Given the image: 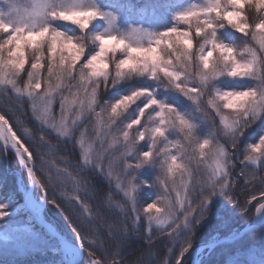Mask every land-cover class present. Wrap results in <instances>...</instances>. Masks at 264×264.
<instances>
[{
    "label": "snow or ice",
    "instance_id": "obj_1",
    "mask_svg": "<svg viewBox=\"0 0 264 264\" xmlns=\"http://www.w3.org/2000/svg\"><path fill=\"white\" fill-rule=\"evenodd\" d=\"M173 7L175 23L167 30L153 33L141 24L124 36L112 31L119 14L103 11L96 0H0V86L5 103L0 108V140L6 149H14L32 183L61 210L79 241L76 253L87 252V264H125L138 244L153 247L157 235L179 245L172 264H186L198 227L221 201L241 215L254 211L264 236V216L259 215L264 210V131L258 143L248 144L247 152L243 147L248 130L264 121V0H205L188 7L177 2L169 5ZM246 8L257 14L252 23ZM97 19L106 21V32L89 31ZM69 24L78 26L79 34L65 30ZM221 30L229 31L231 43L225 42ZM21 74L27 78L23 87L18 83ZM141 77L155 83L129 86L110 99L101 95L102 86L110 92L121 82ZM225 84L231 91L224 90ZM162 85L187 97L191 108L158 98ZM8 101H14L17 110L30 103L39 134L27 128L17 134L19 129L9 122ZM221 102L224 109H236L231 119L221 111ZM93 121L98 150L93 143L86 146ZM52 133L69 157L77 145L81 150L57 170V176L71 178L76 187L67 207L57 201V183L45 171L46 159L61 150L48 139ZM117 144L123 151L112 157L109 149ZM205 149L211 150L214 163L199 177L197 151L203 158ZM117 159L121 168L114 172ZM149 170L155 173L150 180L143 176ZM100 177L109 186L114 182L126 198V204L117 205L118 212L112 210L111 195L106 202L103 185L93 183ZM140 190L153 192L147 208L138 199ZM6 208L0 204V251L17 256L36 251L21 247L5 231ZM249 229L255 232L256 227L250 224ZM239 237V232L233 233V239ZM194 264L203 262L197 259ZM233 264H264V249Z\"/></svg>",
    "mask_w": 264,
    "mask_h": 264
},
{
    "label": "trees",
    "instance_id": "obj_2",
    "mask_svg": "<svg viewBox=\"0 0 264 264\" xmlns=\"http://www.w3.org/2000/svg\"><path fill=\"white\" fill-rule=\"evenodd\" d=\"M114 1L119 2L120 0H114ZM184 1L185 0H165L164 3L166 2L167 5H173L177 2L183 3ZM162 2L163 0L158 1L159 4H163ZM159 4L151 5V7L146 11V13L149 14L148 16H150L153 21L156 20L157 18L160 20H163V22L170 21L171 16L162 14L158 7ZM251 12L255 13V11L252 9L245 10L246 15H250ZM256 16L257 14L255 13V19H256ZM251 20H252V14H251V19H249L250 23L252 22ZM69 29H72L73 31L77 32V34H79L78 27L69 25L65 30H69ZM229 30L231 31V29ZM70 34H72V32H70ZM221 34L224 38H232L228 30H221ZM237 35H239V33H237ZM237 43L239 44L240 42L237 41ZM89 47H93V45L89 43ZM214 57H215V54H214ZM82 62L83 61H81V63ZM77 67H79V65ZM26 70H27V66H26ZM110 71H112V68ZM8 75L10 77L11 74L8 73ZM26 79L27 78L25 74H21V76L18 78V83L21 87H23L24 84L26 83ZM145 82H147L149 85L155 83L154 81H151L150 79L146 81L145 78H142V77L135 78L132 81L121 82L120 84L116 85L115 88L111 89L110 92L105 91L102 86L101 95L104 96L105 98L110 99L111 96L117 92H119L120 94H123L124 92H126L129 86H136L138 84H142ZM166 83L167 81L164 80L163 84H166ZM159 91L162 92V95L158 97L160 99L167 98L168 100L177 101L182 106H186L189 109L192 106V102L189 101L187 97H184L182 94L176 93L174 90L166 89L162 85ZM2 107H5V103H4L3 88L0 87V108ZM6 107L7 109H10L9 122L13 125L14 130L19 129V131L17 132L18 135H23V131L25 128H27L30 132H36L37 134H39L38 124L32 118L30 103L26 102L23 110H17L14 101H8ZM54 110L56 111V115H57L58 110H56L55 108ZM225 112H228V111H225ZM234 115L235 113L232 116ZM17 119H19L22 123L17 124ZM93 127H94V121L89 123L88 125L89 131L86 136V146L88 143H93L94 150H98L99 144L95 142V137L92 131ZM134 131L135 129H133V132ZM261 131H264L263 123L254 124L252 128L248 130V133H246V135H248L249 138L243 146L245 152L248 151L247 149L248 144H252L255 142L258 143V135L261 133ZM24 138L27 139V137H24ZM48 139L51 140L53 144H59V147L61 150L58 152H55L54 155L58 158H61L64 162L69 158H71L74 161L76 156L80 155L81 150L79 146L77 145L74 151V155L69 157V153L64 150V145L62 141L57 140L55 133L50 134ZM108 143H111L110 137L106 141L105 147H107ZM140 144L142 145L143 142H140ZM122 151H123L122 145L117 144L112 149V153H111L112 157H119ZM189 152H191V148H189ZM205 152H206V155L203 158H200L199 153L197 151V158L200 159V164H199L198 169L195 172V175L199 174L201 170L200 165H206L208 159L210 158L211 150L205 149ZM256 155H260V154L257 153ZM14 158L15 156L13 152L11 150L10 151L4 150L3 145L0 143V177H2L5 180L4 186H11L13 183H10V181L4 177L1 171L5 168L7 160L14 161ZM48 161H49V158H47L45 162L46 172L50 171V164ZM39 167H40V164H39V161H37V169H39ZM114 168L116 169L115 172H119L121 165L118 159L114 161ZM38 175H39V172H38ZM143 176L150 180L152 176L153 178L155 177V173H152L149 170L147 172H144ZM175 179H176L177 185H179L180 184L179 173H177V176ZM97 182L103 185L104 196L106 198V202H108L107 198L109 197V195H111L110 203H111L112 210L118 212L119 209L117 208V205L126 204L127 203L126 198H124L120 190L115 187L114 182L111 186H109L107 179L104 177H100L98 181H93V183H97ZM11 192L12 191H4L0 195V204L6 205L7 206L6 210L9 213V215L7 216L4 222L7 225V227L5 228V231L11 232L13 236L16 232H21V233L32 235L34 236L35 240L38 241L37 243L43 245V249L42 250L40 249V251L34 255L29 254L26 256L15 255L12 257H5L0 254V264H64V258L62 257L61 248H60V244L58 240L55 237H52L51 235H49L38 224L34 223L33 225L29 221H27L25 214L22 213L20 208L17 207L15 201L12 200L11 195L13 194ZM52 194L53 192L50 189L49 197H51ZM55 195H56L57 201L64 204V206L66 207L68 206V202L73 197V195L72 196L66 195V197L59 196L57 193V188L55 189ZM138 197H139V200L143 202V207L147 208V205L152 202L153 192L152 190H140ZM13 198H14V195H13ZM47 200L48 201H47L45 218L51 221L53 225L56 227V229L59 232H61L64 236L68 237L69 239L73 240L77 245H79V241L75 239V234L72 232V229L68 225V222L64 219V215L61 212V210L57 208L55 204H52L48 198ZM90 203H92L94 207L96 202L93 200V201H90ZM154 211L155 210H153V212ZM250 216H251V213L249 214V219H244V215H241L239 211H232L231 205H227L225 201H221L220 203L216 205V207L213 208L212 213L210 214L208 219L201 226L198 227L196 236L193 241V245L196 246L198 244L209 243L214 240L221 239L223 237L233 236V233L238 232L246 222H249ZM146 226L147 225L145 224V227ZM173 245L174 244H172L166 237L157 235L156 237H154L153 247L141 248L140 245L138 244L133 254L125 257V264H127L128 261H135V260H139L142 264L143 261L147 260V258L150 255L154 256L151 264H172L175 256L178 253V248H179V245L176 244V250L169 253L168 249L170 247L172 248ZM218 251H219V248H216V249H213L210 253H208L202 261L203 264H216V262L218 263L219 262L218 260L219 257L217 256ZM97 258H101L100 253L97 254ZM87 259H88L87 252L81 253L79 264H81L82 262H85V264H87ZM116 259L119 260L120 258L117 257ZM185 262H189V256L187 257Z\"/></svg>",
    "mask_w": 264,
    "mask_h": 264
},
{
    "label": "rangeland",
    "instance_id": "obj_3",
    "mask_svg": "<svg viewBox=\"0 0 264 264\" xmlns=\"http://www.w3.org/2000/svg\"><path fill=\"white\" fill-rule=\"evenodd\" d=\"M120 1L118 2L114 0H96V3L101 7L103 11L105 12L111 11V12H115L119 14L120 19L118 21V24L114 26L112 29V31L115 34L127 36L132 26L139 27L141 24L146 29H148L150 32L156 33V32L167 30L172 24L175 23L172 16L174 14V11L177 9L175 7L169 8V5H167L166 2L164 3L165 0H163L162 2L163 4L158 3V1L160 0H120ZM204 2L205 0H185L182 3V5L183 7H188L192 4L199 5ZM154 4H159L158 7L162 14L171 16L170 21L163 22V20H160L158 18L153 21L152 18L148 16L149 14L146 13V11L151 7V5H154ZM245 10H249V9L246 8ZM251 14H252L251 21L254 22L255 13L251 12ZM251 14L247 15L248 19H251ZM62 23H68V22H62ZM71 26H75V25H71ZM75 27H78V26H75ZM108 28L109 26L106 23V21L97 19L96 21H93L92 26L90 25L89 31L99 34V33L106 32ZM225 42L231 43L232 38H225ZM133 43H135V41H133ZM144 43H147V41L145 40ZM117 56L119 57L120 53H117ZM110 70H111V67L109 68V71ZM0 75H3V73H0ZM0 87L3 88V86H0ZM224 90L231 91V89L227 88V86L224 88ZM221 111L225 115H228L229 118L231 119L233 117L232 115L236 112V109H224L222 107V102H221ZM225 111H228V112H225ZM56 118L59 119V113H57ZM257 123L264 124V121H260V122L258 121ZM0 143L3 145L1 141ZM3 148L4 150H9L8 148L6 149L4 145H3ZM112 149L113 148L110 149L109 151L110 153H112ZM13 154L15 156L14 161L7 160L5 168L1 171L4 177L7 178L10 181V183H13V184L11 186H4L5 180L2 177H0V195L4 191H12L11 193L14 195V198H13V195H11L12 200L15 201L17 207H19L22 213L25 214L27 221H29L33 225L34 223L38 224V222L40 223L39 219L35 216L32 209L26 203V197L30 191L31 179L28 177L27 170L20 163L19 158L17 157L16 153L13 152ZM261 158L264 159V156H262ZM48 162L50 164L51 174L55 178L56 183L58 184L57 186L58 195L64 196V197H66V195L74 196L76 193V187L73 181L71 180V178L57 176V170L62 169L65 166V162L61 158L56 157L54 153L49 157ZM213 163H214V157L211 152V155L207 161V164L200 165L201 170L199 174L196 176L205 177L207 173L210 171L209 166L212 165ZM115 171L116 169L114 168V172ZM177 186L179 187V185ZM32 192H33L34 199H35L34 209L41 208L40 217L44 219L46 208H47V201H48L45 196V190L37 186L33 189ZM81 195H83V193H81ZM152 214H155V211ZM262 216H264V210H262ZM244 219H249V214L244 215ZM45 220L49 223V226L55 228V226L53 225L51 221L47 220L46 218ZM259 221L260 219L257 218V216L255 215L253 211L251 213L249 222H246L243 225V227L238 231L240 233L239 238L233 239V236H229V237H223L218 240H214L209 243L198 244L194 246V250L191 252V259L189 258V262H186V264H193L195 253L197 251H200L201 247H207L208 245L216 243V241H220V242L216 244L215 247L200 251L201 261H203V259L206 257L208 253H210L213 249H216V248H219V251L217 252V256L219 257L218 258L219 262L218 263L216 262V264H233V261L236 259L243 260L244 258H251L253 256L258 255L260 253V250L264 248V236H261L259 234L261 232V229L259 227ZM144 223L147 225L146 214H145ZM250 224L255 225L256 227L255 232H252L249 229ZM38 225L41 226L40 224ZM41 227L46 231V228H47L46 225L45 227L43 226ZM57 232L59 231L57 230ZM59 233L61 235V232ZM14 238L21 247L27 246V247H32L36 249V251L32 252L31 255H34L38 253L40 249L41 250L43 249V245L37 243L38 241L35 240L34 236L32 235L21 233V232H16L14 234ZM56 239L58 240L60 244L61 254H62V257L64 258V264H74L77 255L69 254L65 252L62 242L59 240V238H56ZM67 242L72 247H75V248L78 247V245L69 238L67 239ZM172 248H173V251L176 250V244H174ZM178 251H179V248H178ZM0 254L5 257L15 256V254L10 250L0 251ZM80 254L81 253L78 254L79 260H80ZM187 257L188 256L186 255L185 260L187 259ZM153 258L154 256L150 255L147 258V260L143 261L142 264H151ZM81 264H85V262H82Z\"/></svg>",
    "mask_w": 264,
    "mask_h": 264
},
{
    "label": "bare ground",
    "instance_id": "obj_4",
    "mask_svg": "<svg viewBox=\"0 0 264 264\" xmlns=\"http://www.w3.org/2000/svg\"><path fill=\"white\" fill-rule=\"evenodd\" d=\"M2 142H3V141H2ZM8 147L11 148L10 145H9ZM12 150L14 151V149H12ZM14 153H15V151H14ZM37 186H38V185H35V184H34L33 189H34L35 187H37ZM32 191H33V190H32ZM32 191H30V192L27 194V197H26V203H27V205L32 209V211L34 212L35 216L39 219V221H40L41 223H43L44 225H46V226H47V229H48L49 231H51V232L54 233V229H53L51 226L45 224L44 221H43V218L40 217V211H41V208H39V209H34V206H35V199H34V195H33V192H32ZM259 215H262V211H261V213H260ZM257 218L260 219L258 216H257ZM62 244H63V247H64V249H65V252H67V253H69V254H75V255L77 254L76 251H75V248L72 247V246H71L66 240L62 239ZM198 254H199V255H198ZM197 259H201V252H200V251H197V252L195 253L194 261L197 260ZM194 261H193V264H194Z\"/></svg>",
    "mask_w": 264,
    "mask_h": 264
},
{
    "label": "water",
    "instance_id": "obj_5",
    "mask_svg": "<svg viewBox=\"0 0 264 264\" xmlns=\"http://www.w3.org/2000/svg\"><path fill=\"white\" fill-rule=\"evenodd\" d=\"M10 150H12V148H10V147H8ZM33 187H34V184L32 183V181H31V186H30V191H32L33 190ZM47 225H49V223H47V222H45ZM38 224H40L41 226H43V227H45V225L43 224V223H39L38 222ZM53 228V227H52ZM54 229V233L53 232H51V231H49L47 228H46V231H47V233H49L50 235H52V236H54V237H56V238H64L65 239V237H63V236H61L60 235V233H58L57 231H56V229L55 228H53ZM215 244H218V243H215ZM209 246V245H208ZM205 247H201L200 248V251L201 250H203ZM78 263V260L75 262V264H77Z\"/></svg>",
    "mask_w": 264,
    "mask_h": 264
}]
</instances>
